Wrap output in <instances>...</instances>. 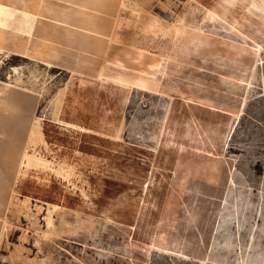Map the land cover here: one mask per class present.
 Segmentation results:
<instances>
[{
  "label": "rangeland",
  "instance_id": "obj_1",
  "mask_svg": "<svg viewBox=\"0 0 264 264\" xmlns=\"http://www.w3.org/2000/svg\"><path fill=\"white\" fill-rule=\"evenodd\" d=\"M37 1L0 46V264H264V0Z\"/></svg>",
  "mask_w": 264,
  "mask_h": 264
},
{
  "label": "bare ground",
  "instance_id": "obj_2",
  "mask_svg": "<svg viewBox=\"0 0 264 264\" xmlns=\"http://www.w3.org/2000/svg\"><path fill=\"white\" fill-rule=\"evenodd\" d=\"M12 1L13 0H0V46L5 45V43L8 39L7 22L9 20V18L11 17L10 8H11ZM69 1L70 0H62V3H66ZM47 4H49V2H46L45 0H38L35 4L36 5L35 11L38 14L44 15L48 20L47 27H45L44 31H46V30L51 31L53 24H55V22H56L55 19L60 16V13L57 12L56 8H53L50 6L47 7ZM58 7H60V4H58ZM124 8H126V5L122 1L121 10ZM109 9L110 8L108 7V10ZM116 11H117V8L114 5L113 8L109 12H111V14L114 15ZM118 18L120 19V15H118ZM119 19H117V20H119ZM117 20H114V21H117ZM58 26H60V23L58 24ZM96 28H98V27L96 26ZM33 36H34L33 34H29L27 36V39L32 38ZM104 39L101 38L100 42L98 43L99 50H101L103 47ZM61 40H62L61 36H53L54 42L60 43ZM25 45H26V43H25ZM37 52H40L39 56H45L49 59L55 58L60 53L58 50H55L53 48L52 43H49L47 45L42 44V46L38 49Z\"/></svg>",
  "mask_w": 264,
  "mask_h": 264
}]
</instances>
